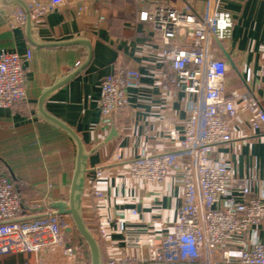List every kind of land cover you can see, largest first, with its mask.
<instances>
[{"label":"crops","instance_id":"obj_1","mask_svg":"<svg viewBox=\"0 0 264 264\" xmlns=\"http://www.w3.org/2000/svg\"><path fill=\"white\" fill-rule=\"evenodd\" d=\"M24 1L30 6L50 0ZM0 8V50L32 53L25 70L27 100L0 108V173L15 181L27 210L24 219L29 220L51 212L47 208L50 200L69 198L77 147L66 132L39 115V102L57 80L85 61L87 50L79 45L37 47L29 42L25 26L2 31L7 16L23 8L8 0H0ZM224 8L234 18L231 38L220 49L221 57L228 61L224 49L233 62L225 80L227 91L248 92L264 108V0H228ZM142 9L138 0H74L34 22L32 31L43 43L85 38L92 44L90 66L53 91L43 107L74 130L90 153L83 216L97 239L98 227L106 229V238L100 240L104 256L112 252L122 257L126 237L148 238L159 230L152 221L171 223L181 207L178 175L171 174L161 185H146L129 174L130 163L142 147L151 154L179 149L180 142L170 139V131H183L191 100L184 90L173 86V72L167 69L155 31L137 21ZM100 16L105 17L104 22ZM126 65L139 69L140 86L129 90L128 107L113 117L110 127H103L101 84L116 68ZM236 108L232 141L219 145L213 156L228 162L234 176H256L260 182L251 197L263 196L264 130L249 127L245 103H237ZM113 129L117 137L106 142ZM35 206L46 209L34 213ZM66 219L73 228L71 218ZM70 234L76 236L83 255L90 260L81 236L75 230L66 232L68 240ZM24 259L23 254L4 264H23Z\"/></svg>","mask_w":264,"mask_h":264},{"label":"built area","instance_id":"obj_2","mask_svg":"<svg viewBox=\"0 0 264 264\" xmlns=\"http://www.w3.org/2000/svg\"><path fill=\"white\" fill-rule=\"evenodd\" d=\"M138 1L143 9L137 21L155 31L167 69L173 72V86L191 100L183 131H170V139L179 140V149L151 154L142 147L130 163L129 174L146 185H161L171 174L178 175L181 207L171 223L152 221L159 230L148 238L126 237L124 255L108 252L104 264H264V195L251 197L260 180L234 176L228 162L213 156L219 145L232 141L237 103L246 104L249 127L264 130L260 101L248 92L227 91L230 64L220 49L234 27L231 12L224 8L228 0ZM172 1L181 9L170 7ZM73 2H33L29 14H9L2 31L24 27L28 17L38 22ZM99 20L104 22L105 17ZM31 60V51L20 55L0 50V108L27 100L25 70ZM261 77L264 80V60ZM141 78L138 68L126 65L103 80V127H110L113 117L128 107L129 90L138 88ZM26 213L16 184L0 173V264L23 254L34 258L23 264H90L76 236L66 238L68 216L49 212L46 217L25 220ZM106 236V229L99 226V242Z\"/></svg>","mask_w":264,"mask_h":264},{"label":"water","instance_id":"obj_3","mask_svg":"<svg viewBox=\"0 0 264 264\" xmlns=\"http://www.w3.org/2000/svg\"><path fill=\"white\" fill-rule=\"evenodd\" d=\"M10 3H17L22 8L26 14L30 13V6L24 0H8ZM33 27L34 22L31 21L30 17H28V21L25 25L26 35L30 43L37 47H62V46H82L87 50V58L85 61L80 64L73 72H71L68 76L57 80L56 84L47 89L42 98L40 99V108L39 115L53 124L54 126L60 128L64 132H66L75 142L77 147V156H76V167L73 174V179L70 188V194L68 200L64 201H53L50 200L47 208L55 215H66L69 216L73 222V228H67L66 232L72 233L74 230L81 236L83 241L88 246V250L90 253V264H104V255L102 252V248L100 246L99 240L87 226L86 221L83 216V196L86 188V179L87 174L89 172L88 162L90 153H88L85 149V146L79 136L72 130L69 126L63 123L61 120L55 118L54 116L48 114L43 107L44 101L46 98L55 90L69 83L79 74H81L84 70H86L93 60V48L92 44L89 40L85 38H75L69 41L64 42H56V43H43L37 41L33 36ZM223 53L225 57L228 59V62L233 66V62L228 53L223 49ZM117 137V132L115 129L112 130L110 136L107 138L106 142L111 140L112 138ZM46 207L33 209V212L44 211ZM48 213L42 214L40 216H33L28 218L29 220H36L38 218L46 217Z\"/></svg>","mask_w":264,"mask_h":264},{"label":"trees","instance_id":"obj_4","mask_svg":"<svg viewBox=\"0 0 264 264\" xmlns=\"http://www.w3.org/2000/svg\"><path fill=\"white\" fill-rule=\"evenodd\" d=\"M13 182L15 183V181L13 180ZM16 184V183H15ZM93 233L95 234V232H94V230H93ZM96 235V234H95ZM100 246H101V243H100ZM104 255V254H103ZM24 257L26 258V259H24V261L25 262H31L32 261V256L31 255H29V254H24ZM104 259H105V256H104ZM24 262V263H25Z\"/></svg>","mask_w":264,"mask_h":264},{"label":"rangeland","instance_id":"obj_5","mask_svg":"<svg viewBox=\"0 0 264 264\" xmlns=\"http://www.w3.org/2000/svg\"><path fill=\"white\" fill-rule=\"evenodd\" d=\"M170 7H172V8H174V9H181V6H180V4H178L177 2H170ZM32 224H35V222L34 223H32ZM70 237L72 238V235L70 234Z\"/></svg>","mask_w":264,"mask_h":264}]
</instances>
